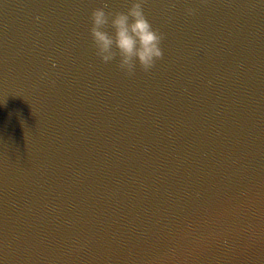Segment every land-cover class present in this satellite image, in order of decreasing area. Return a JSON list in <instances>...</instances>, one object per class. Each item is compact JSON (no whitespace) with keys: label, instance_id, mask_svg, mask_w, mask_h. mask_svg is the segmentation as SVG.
Listing matches in <instances>:
<instances>
[{"label":"water","instance_id":"95a60500","mask_svg":"<svg viewBox=\"0 0 264 264\" xmlns=\"http://www.w3.org/2000/svg\"><path fill=\"white\" fill-rule=\"evenodd\" d=\"M132 2L0 0V264H264V0H145L127 75L90 17Z\"/></svg>","mask_w":264,"mask_h":264},{"label":"clouds","instance_id":"9594fccd","mask_svg":"<svg viewBox=\"0 0 264 264\" xmlns=\"http://www.w3.org/2000/svg\"><path fill=\"white\" fill-rule=\"evenodd\" d=\"M144 2L133 0L127 11H106L108 5L105 3L93 9L90 17V34L96 55L104 63L119 57L118 67L127 75L134 74L137 63L148 72L163 58L164 34L147 19ZM186 11L192 15L195 10L188 8ZM109 28L113 31L109 32Z\"/></svg>","mask_w":264,"mask_h":264}]
</instances>
